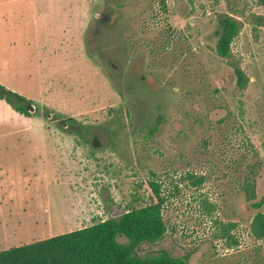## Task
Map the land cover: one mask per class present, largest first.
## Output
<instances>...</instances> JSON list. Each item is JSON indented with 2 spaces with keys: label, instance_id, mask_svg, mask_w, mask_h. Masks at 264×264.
<instances>
[{
  "label": "rangeland",
  "instance_id": "rangeland-1",
  "mask_svg": "<svg viewBox=\"0 0 264 264\" xmlns=\"http://www.w3.org/2000/svg\"><path fill=\"white\" fill-rule=\"evenodd\" d=\"M223 16L240 24L228 58L215 52ZM0 87L29 114L0 99V252L148 205L154 171L167 231L139 255L264 264V237L251 233L264 214L252 206L264 198L256 1L0 0ZM250 163L254 200L242 190Z\"/></svg>",
  "mask_w": 264,
  "mask_h": 264
},
{
  "label": "trees",
  "instance_id": "trees-1",
  "mask_svg": "<svg viewBox=\"0 0 264 264\" xmlns=\"http://www.w3.org/2000/svg\"><path fill=\"white\" fill-rule=\"evenodd\" d=\"M254 1L264 9V0ZM218 23L219 36L215 52L221 58H228L240 24L230 16L221 17ZM234 73L236 87L245 88L246 77L243 72L235 68ZM0 99H4L16 112L29 115L21 105L26 102L20 96L6 93L0 87ZM154 131L149 128L148 134L152 135ZM254 165L244 164L248 172L244 174L242 190L247 200L256 198ZM187 178L195 186L205 180L203 176L194 174H189ZM145 184L149 191L148 205L129 209L116 218H108L76 231L1 251L0 264H187L188 257H174L166 250L149 252L143 256L136 252L141 244L161 241L167 231L162 215L165 198L159 176L150 171ZM263 204L264 198L252 206L259 209ZM251 233L256 239L264 237L263 213L254 215ZM122 237L126 239L125 243L118 241Z\"/></svg>",
  "mask_w": 264,
  "mask_h": 264
},
{
  "label": "flooded vegetation",
  "instance_id": "flooded-vegetation-1",
  "mask_svg": "<svg viewBox=\"0 0 264 264\" xmlns=\"http://www.w3.org/2000/svg\"><path fill=\"white\" fill-rule=\"evenodd\" d=\"M111 16H112V15L109 14V18H110V19H111ZM104 17H105L104 14H103V16H102V15H101V16H98V17L96 18V21L98 22V21H100L101 18H104ZM135 20H136V19H134L133 21H135ZM133 21L129 23V26H128L129 29H128V31H132L133 28H135V27L137 28V26L140 27V24H137V23H135V22H133ZM136 21H137V20H136ZM141 24H142V23H141ZM126 29H127V28H126ZM137 29H138V28H137ZM132 33H133V31H132ZM129 34H131V33H129ZM133 34H134V35H137V33H133Z\"/></svg>",
  "mask_w": 264,
  "mask_h": 264
},
{
  "label": "water",
  "instance_id": "water-1",
  "mask_svg": "<svg viewBox=\"0 0 264 264\" xmlns=\"http://www.w3.org/2000/svg\"><path fill=\"white\" fill-rule=\"evenodd\" d=\"M28 110L30 111V112H33V107H31V106H28ZM62 124L63 125H65V123L64 122H62ZM122 215V214H121ZM114 217L113 218H115L116 216L115 215H113ZM120 216V215H119ZM118 217V216H117Z\"/></svg>",
  "mask_w": 264,
  "mask_h": 264
}]
</instances>
